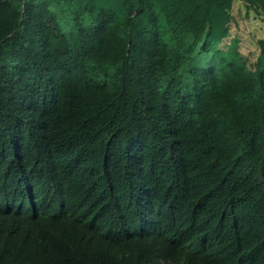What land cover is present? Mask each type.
Segmentation results:
<instances>
[{"label": "trees", "instance_id": "16d2710c", "mask_svg": "<svg viewBox=\"0 0 264 264\" xmlns=\"http://www.w3.org/2000/svg\"><path fill=\"white\" fill-rule=\"evenodd\" d=\"M233 1L0 0V264H264Z\"/></svg>", "mask_w": 264, "mask_h": 264}, {"label": "rangeland", "instance_id": "374dc122", "mask_svg": "<svg viewBox=\"0 0 264 264\" xmlns=\"http://www.w3.org/2000/svg\"><path fill=\"white\" fill-rule=\"evenodd\" d=\"M230 16L229 36L219 48L237 51L252 67L259 54L258 42L264 40V17L258 10L236 0Z\"/></svg>", "mask_w": 264, "mask_h": 264}, {"label": "crops", "instance_id": "0c3cea01", "mask_svg": "<svg viewBox=\"0 0 264 264\" xmlns=\"http://www.w3.org/2000/svg\"><path fill=\"white\" fill-rule=\"evenodd\" d=\"M235 3V0L233 1V4ZM241 3V2H240Z\"/></svg>", "mask_w": 264, "mask_h": 264}]
</instances>
